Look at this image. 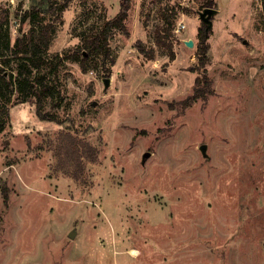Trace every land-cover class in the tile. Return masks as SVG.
I'll use <instances>...</instances> for the list:
<instances>
[{
    "label": "rangeland",
    "instance_id": "rangeland-1",
    "mask_svg": "<svg viewBox=\"0 0 264 264\" xmlns=\"http://www.w3.org/2000/svg\"><path fill=\"white\" fill-rule=\"evenodd\" d=\"M17 1L10 18L27 31L20 14L31 0ZM204 1L129 0L128 35L113 31L108 42L114 63L42 67L43 110L56 119H41L33 99L16 93L6 102L0 264H264V14L255 0H215L205 66L213 93L182 107L199 74ZM120 6L69 0L49 59L75 52ZM163 16L185 25L166 41L173 58L154 42ZM137 39L154 47L153 59L137 52ZM64 132L98 150L80 179L52 169Z\"/></svg>",
    "mask_w": 264,
    "mask_h": 264
},
{
    "label": "trees",
    "instance_id": "trees-1",
    "mask_svg": "<svg viewBox=\"0 0 264 264\" xmlns=\"http://www.w3.org/2000/svg\"><path fill=\"white\" fill-rule=\"evenodd\" d=\"M68 4L69 0H31L29 7L20 14V22L29 19L31 26L27 31H21L19 27L21 34L15 38H11L8 27L11 11L0 5V119L3 120L2 123L6 122L8 117L6 102L14 93L18 102L33 99L36 105L35 112L41 119H56L51 113L43 110V97L47 86L44 81L45 75L41 73L42 67L51 64L56 66L66 59H72L80 63L82 71H86L89 58L99 56L114 63L108 42L113 31L128 35L124 21L127 17L129 0H121L120 10L114 17L104 21L100 29L95 30L92 26L89 35L81 38L75 52L56 56L53 61L49 59L46 50L53 35L63 24L62 14ZM204 7L216 8V1L205 0ZM262 10L264 13V0H262ZM162 19L165 25L156 26L154 42L160 47H166L169 57L173 58L172 45L166 41L174 29V22L166 16ZM197 34L196 69L199 74L195 76L192 93L181 101L182 107H187L198 99H206L213 93L211 80L205 68L209 62L207 43L209 28L201 22ZM133 46L144 58H154L153 46H146L140 39H137ZM10 61H14L13 64H10ZM55 154L57 160L52 165V169L61 170L74 179H80L83 173V160L96 161L98 150L94 145L81 140L76 135L64 132L58 137ZM2 194L3 201L6 203L8 194L5 191Z\"/></svg>",
    "mask_w": 264,
    "mask_h": 264
},
{
    "label": "built area",
    "instance_id": "built-area-1",
    "mask_svg": "<svg viewBox=\"0 0 264 264\" xmlns=\"http://www.w3.org/2000/svg\"><path fill=\"white\" fill-rule=\"evenodd\" d=\"M258 4V6L262 9V0H255ZM0 5L9 8L10 10H16L18 8H22V5H20V2L17 0H0ZM263 11V10H262ZM264 14V13H263ZM19 24L17 18H10L8 26L10 29V33L12 36L17 37L21 34V31L17 27ZM185 25L182 21L177 22L175 28L173 29L176 33L179 32L181 29H183Z\"/></svg>",
    "mask_w": 264,
    "mask_h": 264
},
{
    "label": "water",
    "instance_id": "water-1",
    "mask_svg": "<svg viewBox=\"0 0 264 264\" xmlns=\"http://www.w3.org/2000/svg\"><path fill=\"white\" fill-rule=\"evenodd\" d=\"M215 11H216V8H214V7H204L198 13V18L207 26V28H209V26H211V24H212V21H211L210 17L212 15H214ZM186 44L188 46H192V40H188L186 42ZM104 84L105 85L108 84V78H105L104 79ZM200 148H201L202 151H204V144H202ZM144 156H148V153L146 152L144 154ZM73 235H74V232L73 231H70L69 232V236L72 237Z\"/></svg>",
    "mask_w": 264,
    "mask_h": 264
},
{
    "label": "bare ground",
    "instance_id": "bare-ground-1",
    "mask_svg": "<svg viewBox=\"0 0 264 264\" xmlns=\"http://www.w3.org/2000/svg\"><path fill=\"white\" fill-rule=\"evenodd\" d=\"M127 252L129 253V255L133 256V257H136L138 256L139 254V250L137 248H133V247H130Z\"/></svg>",
    "mask_w": 264,
    "mask_h": 264
},
{
    "label": "crops",
    "instance_id": "crops-1",
    "mask_svg": "<svg viewBox=\"0 0 264 264\" xmlns=\"http://www.w3.org/2000/svg\"><path fill=\"white\" fill-rule=\"evenodd\" d=\"M234 1H235L236 3H239L240 0H233V2H234ZM235 2H234V3H235ZM236 3H235V4H236ZM236 5H237L236 8H240V4H239V5L236 4ZM216 8H217V7H216Z\"/></svg>",
    "mask_w": 264,
    "mask_h": 264
}]
</instances>
